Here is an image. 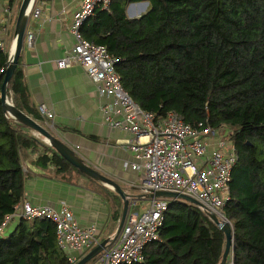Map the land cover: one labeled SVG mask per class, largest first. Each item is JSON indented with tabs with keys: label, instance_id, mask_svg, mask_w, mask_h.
Instances as JSON below:
<instances>
[{
	"label": "trees",
	"instance_id": "1",
	"mask_svg": "<svg viewBox=\"0 0 264 264\" xmlns=\"http://www.w3.org/2000/svg\"><path fill=\"white\" fill-rule=\"evenodd\" d=\"M21 1L9 0L15 10L10 42ZM140 2L150 9L130 19L128 7ZM81 34L117 60L122 86L142 110L158 119L176 112L192 127L233 131L239 161L223 208L233 230L229 258L264 264V0H112L110 10L97 9ZM10 45L0 46V227L24 201L28 154L37 153L36 163L52 167L64 183L85 177L98 184L5 112L1 88ZM19 64L9 95L17 108L43 122ZM109 194L117 200V223L121 197ZM167 200L160 240L145 247L138 264H219L225 233L196 204ZM16 227L0 235V264H71L52 221L21 219Z\"/></svg>",
	"mask_w": 264,
	"mask_h": 264
},
{
	"label": "built area",
	"instance_id": "2",
	"mask_svg": "<svg viewBox=\"0 0 264 264\" xmlns=\"http://www.w3.org/2000/svg\"><path fill=\"white\" fill-rule=\"evenodd\" d=\"M6 1L0 0V10L4 9L9 14L8 1L4 7ZM111 3L112 0H82L73 15L70 30L75 45L56 64L59 69L79 65L91 78L99 94L112 100L101 106L104 121L112 128L133 135L128 148L139 161L133 163L132 168L144 175L141 185L133 189L148 201L147 207L139 212H129L122 231L108 238L107 246L90 264H138L145 259V247L160 240L159 229L169 203L164 198L150 199L144 196L157 192L185 195L195 200L197 207L207 215L213 214L220 221L229 222L223 208L230 198L229 183L239 154L231 129L218 131L205 128L203 124L199 128L192 127L176 112H169L158 119L154 114L142 110L130 97L122 86L121 75L116 71L117 60L106 47L86 41L81 34L82 26L96 10L109 11ZM44 4L45 1L35 7L34 1L30 9L33 20L41 18ZM6 24V18H3L1 25ZM36 36L35 32L26 33L25 42L32 47ZM0 46L5 47L1 31ZM40 110L47 119L46 124L51 127L50 132L78 155L79 147L63 140L52 123L54 115L44 107ZM118 115L121 119L116 118ZM17 210L8 218L52 221L57 228L59 245L71 264H76L101 243L97 226L81 227L66 203L57 210L50 206H34L24 200ZM226 264H235L232 256Z\"/></svg>",
	"mask_w": 264,
	"mask_h": 264
},
{
	"label": "crops",
	"instance_id": "3",
	"mask_svg": "<svg viewBox=\"0 0 264 264\" xmlns=\"http://www.w3.org/2000/svg\"><path fill=\"white\" fill-rule=\"evenodd\" d=\"M7 1L4 7L8 5ZM43 1L45 4L41 18L35 21L30 14L26 33L35 32L37 36L32 47L24 43L19 64L31 102L39 110L44 107L54 115L52 123L63 140L78 146V155L89 166L123 187L129 195L128 213L139 212L141 208L147 207L148 201L133 189L144 180L143 172L132 168V164L139 161L128 148L133 135L105 123L101 106L112 100L99 94L83 68L76 64L67 69H59L56 64L75 45L70 30L73 15L82 0H35L34 6L41 5ZM149 9L148 2L134 3L128 7L127 15L130 19H137ZM8 10L9 14L4 9L0 10V25L3 18L7 21V26L1 25L0 31L5 45L11 44V48L14 37L10 42L9 33L14 25L15 10ZM116 118L121 119V116ZM43 119L46 124L44 115ZM37 156L34 153L24 158V171L28 177L24 200L34 206H50L57 210L66 203L81 227L97 226V236L101 242L118 231L124 208L122 197L121 217L116 223L113 215L117 200L109 194V190L116 193L114 190L85 177L75 183H64L54 174L52 167L38 165ZM18 223L16 217H7L0 227V235H10Z\"/></svg>",
	"mask_w": 264,
	"mask_h": 264
},
{
	"label": "water",
	"instance_id": "4",
	"mask_svg": "<svg viewBox=\"0 0 264 264\" xmlns=\"http://www.w3.org/2000/svg\"><path fill=\"white\" fill-rule=\"evenodd\" d=\"M35 0H22L15 27V34L13 44L9 50V61L6 69V75L4 82L1 88V100L3 103V108L5 112L8 113L14 120L17 122L26 125L29 127L34 133L43 137V141L46 144H49L62 158L66 159L70 164H72L75 168H77L82 174L87 176L88 178L96 181L97 183L104 184L114 190L120 197H122L124 202L123 214L118 226V231L116 235L122 231V227L124 225L126 216L128 215V205H129V195L127 192L121 187L115 180H112L100 172H98L92 166H89L87 162H85L81 157H79L65 142L57 138L52 132L46 129L43 125H41L38 121L34 120L31 116L27 115L25 111L23 112L21 109L17 108L13 101L10 99V95L8 92V88L10 82L14 76V73L18 67L19 60L22 54V50L25 43V34L27 31V26L30 19V9ZM144 196V195H143ZM146 198H165L172 200H180L182 202H186L190 204H197L195 200L192 198L181 195L178 193L172 192H157L147 196ZM209 218L216 224V226L225 233L226 235V245L224 249V253L222 256V260L219 264H226L229 256L234 252V239H233V230L232 226L229 222H223L218 219L213 214H208ZM109 243V239L104 240L100 243L96 248H94L91 252H89L85 257H83L76 264H88L92 260H94L107 246Z\"/></svg>",
	"mask_w": 264,
	"mask_h": 264
},
{
	"label": "rangeland",
	"instance_id": "5",
	"mask_svg": "<svg viewBox=\"0 0 264 264\" xmlns=\"http://www.w3.org/2000/svg\"><path fill=\"white\" fill-rule=\"evenodd\" d=\"M14 19H15V12H14ZM14 19H13V21H14ZM12 24H13V22H12ZM10 99L12 100V98H11V96H10ZM39 122V121H38ZM41 125H43L46 129H48L49 131L51 130L50 128L51 127H49L47 124H45L44 122H39ZM37 137H40V138H43V137H41V136H39L38 134H36V133H34Z\"/></svg>",
	"mask_w": 264,
	"mask_h": 264
}]
</instances>
